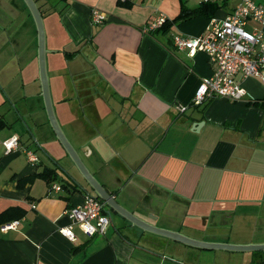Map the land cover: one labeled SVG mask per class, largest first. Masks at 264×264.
<instances>
[{
	"label": "crops",
	"instance_id": "crops-1",
	"mask_svg": "<svg viewBox=\"0 0 264 264\" xmlns=\"http://www.w3.org/2000/svg\"><path fill=\"white\" fill-rule=\"evenodd\" d=\"M35 1L56 117L117 202L194 239L264 243V84L237 74L244 100L192 105L214 65L206 52L188 55L172 43L173 34L200 35L240 0L213 2V11L185 18H178L182 9L203 0ZM93 7L106 13L104 22L91 21ZM159 15L165 25L146 30ZM246 28L259 25L248 21ZM37 50L24 1L0 0V213L17 214L0 222V264H264L262 251L190 247L113 210L104 234L87 237L72 225L66 211L94 192L50 126ZM12 136L19 146L6 153L3 141ZM23 149L38 160L30 162ZM54 183L61 188L51 190ZM68 225L73 240L59 232Z\"/></svg>",
	"mask_w": 264,
	"mask_h": 264
},
{
	"label": "built area",
	"instance_id": "built-area-1",
	"mask_svg": "<svg viewBox=\"0 0 264 264\" xmlns=\"http://www.w3.org/2000/svg\"><path fill=\"white\" fill-rule=\"evenodd\" d=\"M127 2L128 0H120ZM217 2L220 0H203ZM90 18L99 24L107 19L104 11L92 8ZM165 21L159 15L148 24L146 30H155ZM259 25L258 29L249 30L247 22ZM172 43L178 50L186 51L188 55L196 52H206L214 65L213 72L208 77H202L191 98L192 105H200L212 98H223L229 101L244 100L245 90L235 79L237 74L243 77H254L264 84V1L240 0L234 9L221 20L211 19L203 33L196 36L172 35ZM186 107L181 106L180 110ZM4 151L10 153L18 148V137L12 136L3 141ZM28 160L35 162L37 155L28 149H23ZM58 184H51V190H59ZM72 225H77L87 236L104 234L111 221V211L105 201L86 193L81 205H73L67 211ZM17 221L7 227H14ZM72 225L61 227L59 232L69 240L75 235Z\"/></svg>",
	"mask_w": 264,
	"mask_h": 264
},
{
	"label": "water",
	"instance_id": "water-1",
	"mask_svg": "<svg viewBox=\"0 0 264 264\" xmlns=\"http://www.w3.org/2000/svg\"><path fill=\"white\" fill-rule=\"evenodd\" d=\"M23 1L26 7L28 8L30 14L32 15L37 29V40H38L37 62H38L39 79L42 90L41 94L44 100L45 110L50 126L52 127L57 140L64 148L65 152L67 153L73 164L75 165L80 175L93 190L94 197L105 201L106 205L110 210H113L114 212L118 213L133 225L150 233H154L172 239L174 241L188 245L190 247H194L202 250L222 249V250H232V251L264 252V243L231 244V243L207 242V241H202L188 237L179 232L157 227L135 216L133 213L125 209L122 205H120L117 202L115 197L108 190H106L100 184V182L93 176V174L89 171V169L84 164L81 157L79 156L78 152L76 151V149L68 140L56 117V113L50 95L49 80L47 75V67H46L47 49L45 45L46 35H45V28H44L42 14L35 0H23ZM73 182L78 188L81 189V185L79 182L75 180Z\"/></svg>",
	"mask_w": 264,
	"mask_h": 264
},
{
	"label": "trees",
	"instance_id": "trees-1",
	"mask_svg": "<svg viewBox=\"0 0 264 264\" xmlns=\"http://www.w3.org/2000/svg\"><path fill=\"white\" fill-rule=\"evenodd\" d=\"M208 8L211 11L215 9V6L213 2H202L201 5L193 10L190 9H182L180 14L178 15V18H185L187 16H193L195 14L203 13V11ZM167 22V19H165L164 23L160 26L163 27L165 23ZM15 209L14 208H9L3 212L0 213V222H5L10 220L12 217L16 216L17 214L14 213Z\"/></svg>",
	"mask_w": 264,
	"mask_h": 264
}]
</instances>
